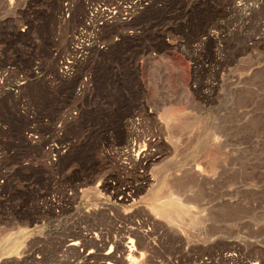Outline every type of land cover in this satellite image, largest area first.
Wrapping results in <instances>:
<instances>
[{
  "label": "rangeland",
  "instance_id": "obj_1",
  "mask_svg": "<svg viewBox=\"0 0 264 264\" xmlns=\"http://www.w3.org/2000/svg\"><path fill=\"white\" fill-rule=\"evenodd\" d=\"M120 1L0 0V264H264V0Z\"/></svg>",
  "mask_w": 264,
  "mask_h": 264
},
{
  "label": "built area",
  "instance_id": "obj_2",
  "mask_svg": "<svg viewBox=\"0 0 264 264\" xmlns=\"http://www.w3.org/2000/svg\"><path fill=\"white\" fill-rule=\"evenodd\" d=\"M142 3L141 1L134 2L132 4V2H126V0H121L120 3H118V5L115 7V9H117V11L115 10L114 12L112 11V9H110V7H107L105 4H91L89 2H87V7L89 9V21L92 22L93 25V29H92V34L97 36L98 33L103 29L102 26L104 25L103 22H101L100 24L98 23L99 20L104 21L105 23H112L113 21L116 20H122L123 23H127L129 21H131L133 19V17H135V15H137L140 11V9H142ZM66 6V17H70V9H71V5L70 2L65 3ZM98 15V16H97ZM88 25H90V23H88ZM84 33H87V31L85 32V27H81L78 31V33L76 34L75 37V41L73 42V48L76 50H81L83 47L82 46V42L81 38L83 36ZM63 64V62H62ZM62 68V72L63 71V66H61ZM65 70H68V67L65 66L64 67ZM66 73V72H64Z\"/></svg>",
  "mask_w": 264,
  "mask_h": 264
},
{
  "label": "bare ground",
  "instance_id": "obj_3",
  "mask_svg": "<svg viewBox=\"0 0 264 264\" xmlns=\"http://www.w3.org/2000/svg\"><path fill=\"white\" fill-rule=\"evenodd\" d=\"M130 149H131V148H130ZM142 156H143V155H142ZM128 159H129V158H128ZM131 160H132V159H131ZM125 197H127V196H125ZM131 240H132V239H130V241H131ZM130 241H129V243H134V240H132L131 242H130ZM108 242H109V241H108ZM121 243H122V242H121ZM105 244H106V243H105ZM97 245H98V244H97ZM107 245H108V244H107ZM132 245H133V244H132ZM72 246H73L74 248H77V249H78V247L80 246V243H79L78 241H76V242H71V244L69 245V247H72ZM103 246L105 247V245H103ZM123 246H124V245H123ZM123 246H122V247H123ZM125 246H126V245H125ZM129 246H131V245H129ZM129 246H128V247H129ZM133 246H134V245H133ZM133 246H132V247H133ZM128 247H125V248H126L125 251L127 250ZM123 248H124V247H123ZM129 250H130V247H129ZM75 251H76V249H75ZM123 251H124V250H123ZM130 251H131V250H130ZM132 251H133V250H132ZM134 251H135V250H134ZM127 252H128V250L126 251V253H127ZM135 252H136V251H135ZM108 254H110V252H107V253H106V255H108ZM134 254H135V253H134ZM136 254H137V253H136ZM111 255H112V254H110L109 256H111ZM137 255H138V254H137ZM95 256H96V255H95ZM113 256H114V255H113ZM130 256H131V254H130ZM103 257H104V256H103ZM95 258H96V257H95ZM95 258H94V259H95ZM113 258H114V257L111 256V257H107L106 259H105V258H104V259L107 260V261H109L110 259L113 260ZM86 259H87V258H86ZM102 259H103V258H102ZM102 259H101V260H102ZM114 259H115V258H114ZM105 260H103V261H105ZM107 261H105V262H107ZM114 261H115V260H114ZM116 261H117V260H116ZM98 262H99V261H98ZM100 262H101V261H100ZM137 262H138V259H137L136 257L130 259V264H131V263H132V264H137ZM107 263H108V262H107ZM95 264H96V263H95ZM98 264H99V263H98ZM102 264H103V263H102ZM109 264H111V263H109Z\"/></svg>",
  "mask_w": 264,
  "mask_h": 264
}]
</instances>
